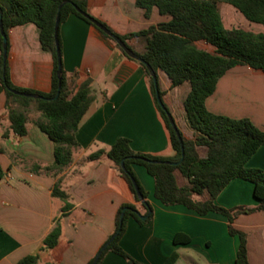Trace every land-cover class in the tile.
<instances>
[{
	"label": "crops",
	"instance_id": "1",
	"mask_svg": "<svg viewBox=\"0 0 264 264\" xmlns=\"http://www.w3.org/2000/svg\"><path fill=\"white\" fill-rule=\"evenodd\" d=\"M136 2L87 0V13L118 36L139 33L169 21L156 8L146 17L145 10L138 8ZM218 8L226 30L241 29L234 26L237 22L250 28L249 22L230 5L219 3ZM58 35L66 77L74 92L90 81L92 101L75 133L78 148L72 153V161L56 174L34 172L35 166L45 167L54 162V144L31 121L24 137L9 130L6 98L0 83V264H17L35 254L39 255L38 264H89L114 233L115 219L123 205L135 206L140 215L144 210L134 201L111 161L105 156L95 161L86 158L98 150H109L119 138L128 139L136 153L159 158H172L175 154L143 69L93 26L74 15L60 25ZM6 40L12 84L48 93L53 61L40 45L39 29L34 24L17 26L8 32ZM127 45L139 54L145 52L143 39L129 40ZM198 47L212 52L204 44ZM156 77L161 101L178 131L185 139H193L183 108L189 85L171 88L163 72L157 71ZM205 107L213 115L248 119L264 132V73L246 66L229 70L218 80ZM198 154L204 157L206 152L198 149ZM245 166L264 173V146ZM133 172L146 193L152 218L144 225L127 218L118 242L123 252L139 264H165L172 256H176L172 264H235L239 239L229 235L225 217L215 213L199 216L183 206L165 207L155 199L154 181L145 168L135 165ZM177 178L179 185L186 184ZM56 184L68 195L66 203L70 207L66 211L65 202L52 197ZM253 188L250 182L234 179L214 203L225 209L255 207ZM57 224L58 247L54 251H40L42 241ZM232 226L246 235L248 264H264V212L239 215ZM176 236L179 241L174 243ZM100 264L127 262L108 252Z\"/></svg>",
	"mask_w": 264,
	"mask_h": 264
},
{
	"label": "trees",
	"instance_id": "2",
	"mask_svg": "<svg viewBox=\"0 0 264 264\" xmlns=\"http://www.w3.org/2000/svg\"><path fill=\"white\" fill-rule=\"evenodd\" d=\"M63 2L66 4L60 10L59 27L70 15H74L93 26L127 59L137 63L143 69L155 106L169 132L175 153L172 158L136 153L132 151L128 139L119 138L109 150H98L86 158L87 161H95L105 156L112 162L117 174L127 183L134 201L140 203L135 188L144 201L140 203V207L144 210L143 215H140L133 205H123L119 209L115 219V231L105 244L115 233L117 235L101 253L96 264H100L103 256L108 252L121 257L127 264H139L118 246L128 217L134 218L139 225L148 223L152 218V209L146 201V193L133 172L135 165L145 168L147 174L153 179L154 197L163 206H183L199 216L215 213L225 217L229 235L239 239L235 264H248L246 235L235 230L232 223L239 215L264 212V173L245 166L251 156L264 146V132L256 128L248 119L234 120L211 114L205 107V101L214 93L218 80L237 66H246L253 71L264 73V34H255L241 29L226 30L219 13L220 0H137L136 6L145 10L146 17L153 8H156L160 15L168 16L170 19L168 22L126 36H118L100 23L127 47V41L135 38L143 39L145 43L143 54L128 48L155 73L163 72L170 81L171 88L180 87L185 83L189 85L190 91L183 102V108L187 123L193 131V139H185L179 132L184 157L179 165L172 166L167 163H178L181 159L180 144L165 112L157 104L152 79L146 67L129 58L114 41L82 15V13L88 15L87 0H0L2 29L6 38L12 28L34 24L39 29V42L42 49L50 53L53 61L51 89L48 93L18 88L10 81L7 61L3 74L0 35V83L6 98L5 110L9 130L18 137H24L28 133L27 125L31 121L54 144V162L45 167L35 166L34 172L56 174L72 161V153L78 148L75 133L92 101L91 82L86 81L74 92L63 71L62 62L60 81L57 77L54 26L57 9ZM223 2L233 7L249 23L264 26V0H223ZM57 43L61 57L58 32ZM199 44L210 47L212 52L200 49ZM59 82V96L53 100L58 92ZM12 91L38 95L44 100L21 97L14 95ZM159 96L162 97L160 92ZM34 116H38V121L32 119ZM198 149L205 150L204 157L199 156ZM122 161H124L123 168ZM177 176L186 184L179 185ZM234 179L250 182L254 186L253 197L257 201L255 207L225 209L215 205L217 196ZM52 197L65 202L63 211L69 209L70 206L66 203L68 195L60 190L58 184L52 190ZM123 209L126 211L120 224ZM139 216L146 217V220H140ZM59 237L60 225L57 224L42 241L40 251H54L59 245ZM178 241L179 238L176 236L174 243ZM185 241L188 242V239ZM175 259L176 256H172L165 264H172ZM93 260L89 264H92ZM38 263L39 255L35 254L23 258L17 264Z\"/></svg>",
	"mask_w": 264,
	"mask_h": 264
},
{
	"label": "water",
	"instance_id": "3",
	"mask_svg": "<svg viewBox=\"0 0 264 264\" xmlns=\"http://www.w3.org/2000/svg\"><path fill=\"white\" fill-rule=\"evenodd\" d=\"M66 4V2H63L59 5L58 9H57V14H56V18H55V26H54V40H55V47H56V55H57V63H58V80L60 81V67H61V57H60V52H59V48H58V43H57V32L59 29V18H60V10L61 8ZM82 15L87 18L89 21H91V23L97 28L99 29L102 33H104L106 36H108L112 41H114L115 44L118 45V47L131 59L138 61L142 64H144V66L146 67L151 79H152V83H153V87L155 90V97H156V101L157 104L159 105V107L162 109L163 112H165V115L172 127V129L174 130L176 137L178 138L179 144H180V148H181V159L178 163H167L169 165L172 166H177L180 164V162L183 160L184 157V151H183V143L179 134V131L171 117V115L169 114V112L166 110V108L164 107L161 98L159 96V91H158V85H157V77H156V73L153 71V69L146 64L138 55H136L135 53H133L117 36H115L114 34H112L109 30H107L103 25H101L99 22H97L96 20H94L93 18H91L89 15L82 13ZM1 16H2V12L0 10V35L2 37V60H3V74H4V69H5V62H6V54H7V40H6V36L3 32L2 29V22H1ZM59 89H60V82H59V86H58V92L56 94V96L54 97L53 100L57 99L59 96ZM12 93L14 95H18L21 97H25V98H30V99H36V100H44L43 98H41L38 95H32V94H21V93H17L12 91ZM123 162H121V167L123 168ZM136 191V195L137 198L139 200L140 203H143V199L141 197V195L139 194L137 188H135ZM126 209H123L120 215V224L122 222L124 213H125ZM139 219L144 221L146 220V217L143 216H139ZM117 233H115L113 235V237L104 245V247L101 249V251L95 256L92 264H96L99 256L101 255V253L104 251V249L109 245V243L116 237Z\"/></svg>",
	"mask_w": 264,
	"mask_h": 264
},
{
	"label": "rangeland",
	"instance_id": "4",
	"mask_svg": "<svg viewBox=\"0 0 264 264\" xmlns=\"http://www.w3.org/2000/svg\"><path fill=\"white\" fill-rule=\"evenodd\" d=\"M223 3H224L223 0H220V4H223ZM249 25H250V28H248V27L244 26L243 24L237 22V24H235L234 26L237 28H241L243 30H248L251 33H255V34L256 33H262V34H264V31H261L262 29H264V27H262L260 25L252 24V23H249Z\"/></svg>",
	"mask_w": 264,
	"mask_h": 264
}]
</instances>
